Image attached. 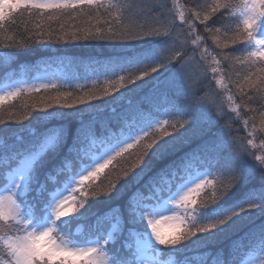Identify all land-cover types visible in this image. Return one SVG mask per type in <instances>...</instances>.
Instances as JSON below:
<instances>
[{
    "label": "snow or ice",
    "instance_id": "obj_1",
    "mask_svg": "<svg viewBox=\"0 0 264 264\" xmlns=\"http://www.w3.org/2000/svg\"><path fill=\"white\" fill-rule=\"evenodd\" d=\"M81 16L90 26L61 23ZM209 35L215 66L197 55ZM84 43L101 50L66 54ZM35 46L65 54L0 89V113L39 96L24 106L27 136L6 135L0 114V264H247L238 233L264 264V0H0V64ZM80 68L106 86L72 88ZM225 69L253 113L245 130L261 117L244 138ZM101 174L104 192L85 185ZM73 223L87 235L60 234Z\"/></svg>",
    "mask_w": 264,
    "mask_h": 264
},
{
    "label": "trees",
    "instance_id": "obj_2",
    "mask_svg": "<svg viewBox=\"0 0 264 264\" xmlns=\"http://www.w3.org/2000/svg\"><path fill=\"white\" fill-rule=\"evenodd\" d=\"M115 2V0H113ZM181 4L184 3V0H179ZM27 15V14H26ZM95 15V13H93ZM61 23H66L67 26L70 28H74L75 26H80V27H88L90 26L87 17L86 16H81L79 19L75 20H65L61 21ZM92 24L95 23V21H91ZM31 26V24H29ZM54 27H59V24L53 23ZM60 46H54V49H58ZM205 49L208 50V62L209 64H212V66H215L213 64L212 58L213 56H217L219 53V49H215V45L212 42L211 36H207L206 43H203L200 45L199 50L197 51V55L202 53ZM101 49L99 47H96L92 44L84 43L83 45H69L68 46V51L67 55L69 57L75 56L77 59L84 60L86 61L87 58L93 53V52H99ZM14 51V50H13ZM59 54H65L63 52H48L45 50H42L39 46H35L29 50L21 52L18 56L13 57L12 61L9 63V65H3L0 64V86H4L5 83L10 82L11 80H19L21 78L26 79L29 81L31 78L30 76L35 72L33 70V65L46 62L49 59V56L53 55H59ZM219 58V57H218ZM223 67V66H222ZM209 77H211V72L210 69L208 71ZM217 78L223 79V82L225 85L228 86V91L223 95H229V94H235L234 99H235V104L232 105L233 107H237L240 111V117H239V122L236 124H233V134L236 137L239 138H244L247 136V131L251 130L252 123H255L257 126V129L260 127V115L257 113L255 114L254 120L249 124L248 129L245 130L243 120L248 119V117L253 116V113L251 112H246V108L248 107L247 105L244 104V100L246 97H241L239 94V91L237 87L234 84V81L237 79L236 73L234 71H229L225 69L224 73H218ZM96 76L90 75L87 73L83 68L79 69L78 73V78L73 79L71 81L72 88H75L77 84L84 85L85 88H103L106 86L103 83V78L101 77V82L93 85L92 80H95ZM3 88V87H2ZM71 90V89H70ZM217 87L215 86L213 82V87L209 89V91H216ZM39 102V96L36 95H28L23 98H19L14 101H8L6 102L3 112L0 113L3 115L6 123H7V128L3 129L6 135H16V136H27L32 130L34 125H36L35 120H31V122L28 121H22V117L25 114V104H32V103H38ZM227 107V104H226ZM255 107V106H253ZM33 115H39V113L33 112ZM235 113H233V116L235 117ZM14 120H21L23 123V127L20 125H17L16 123L12 122ZM5 137L0 136V140H3ZM249 139H253L256 144H260V140L257 137H248ZM247 141L245 140V143ZM257 154H264L262 152H257ZM107 171V170H106ZM254 183H256L254 181ZM91 184H96L99 187L97 188L98 192H104L107 189V178L104 177L103 174H101V177L97 178L94 181H85V185H91ZM83 187V186H80ZM82 195L81 191L77 189L75 193H71L69 196V199L65 201L66 205L68 208L72 207V199L75 197L76 199H79L80 196ZM203 193L201 192L199 195L193 194V198L197 200V203H199L201 196ZM112 204L115 203H120V201L113 200L111 202ZM110 205L108 202H106L103 198H95V203L93 204V208L95 210H98L100 212L105 211ZM190 207H193L190 205ZM86 223V222H82ZM257 223H259V220H257ZM64 236L65 238H79L82 235H87V229L81 228L79 223H73L70 225L65 226L64 230L60 233ZM239 236V238H237ZM237 236H234L231 241V247L234 250L235 254L237 256H241L244 253L248 255H255L257 256L258 253L255 250V246L253 245L252 238L250 236H245L242 233H238ZM215 244V242H212ZM229 242L227 240L223 241L224 245H227ZM199 251H204L203 248L199 249ZM190 255H194V252H189ZM245 256V257H246ZM170 260L175 262L178 259H181V257L176 256L175 254H170L168 257Z\"/></svg>",
    "mask_w": 264,
    "mask_h": 264
},
{
    "label": "rangeland",
    "instance_id": "obj_3",
    "mask_svg": "<svg viewBox=\"0 0 264 264\" xmlns=\"http://www.w3.org/2000/svg\"><path fill=\"white\" fill-rule=\"evenodd\" d=\"M36 75V72H34L30 77L32 78V77H34ZM31 78L29 79V81L31 82ZM29 82V83H30ZM3 87V86H2ZM2 87L0 86V89H2ZM72 193V191L71 190H69V192L68 193H66V195L69 197L70 196V194ZM167 226H165V228H166ZM62 235V234H61ZM62 236H64V235H62ZM66 237V236H65ZM67 238H69V237H67ZM245 259H246V261H247V264H255V260H256V256L255 255H248V256H246L245 257Z\"/></svg>",
    "mask_w": 264,
    "mask_h": 264
}]
</instances>
